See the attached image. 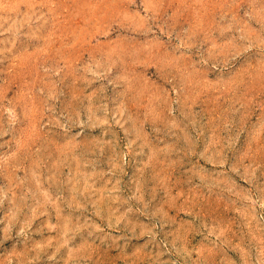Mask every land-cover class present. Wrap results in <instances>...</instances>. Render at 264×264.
Instances as JSON below:
<instances>
[{
	"label": "rangeland",
	"instance_id": "rangeland-1",
	"mask_svg": "<svg viewBox=\"0 0 264 264\" xmlns=\"http://www.w3.org/2000/svg\"><path fill=\"white\" fill-rule=\"evenodd\" d=\"M0 264H264V0H0Z\"/></svg>",
	"mask_w": 264,
	"mask_h": 264
}]
</instances>
